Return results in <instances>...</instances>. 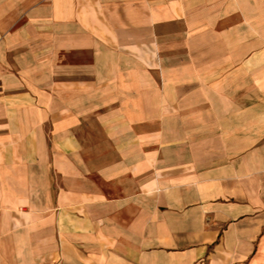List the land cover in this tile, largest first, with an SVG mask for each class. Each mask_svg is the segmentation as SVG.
Here are the masks:
<instances>
[{"label":"crops","instance_id":"crops-1","mask_svg":"<svg viewBox=\"0 0 264 264\" xmlns=\"http://www.w3.org/2000/svg\"><path fill=\"white\" fill-rule=\"evenodd\" d=\"M0 264H264V0H0Z\"/></svg>","mask_w":264,"mask_h":264}]
</instances>
